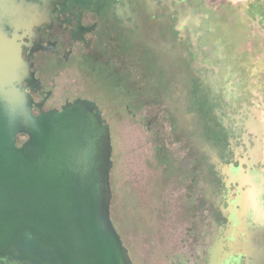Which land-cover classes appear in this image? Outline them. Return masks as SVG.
I'll return each mask as SVG.
<instances>
[{
	"label": "flooded vegetation",
	"instance_id": "1",
	"mask_svg": "<svg viewBox=\"0 0 264 264\" xmlns=\"http://www.w3.org/2000/svg\"><path fill=\"white\" fill-rule=\"evenodd\" d=\"M135 8L131 0H0V24L7 25L33 73L24 85L33 98L34 114L61 110L84 99L95 102L108 122L102 101L114 97L124 104L126 114L145 120L156 142V164L174 185L171 195L181 197L185 205L177 218L187 222L186 233L177 237L181 250L172 255L170 264H239L238 257L230 254L234 247L226 244V229L233 218L230 200L238 186L227 172V165L236 164L230 160L237 153L230 142L234 128L228 124L219 130L200 124L190 141L186 124L191 122V112L167 86H173L175 78L185 91L188 87L182 73L201 71L194 79V111L199 108L208 119L212 116L205 115V109L209 114L213 105L207 106L201 95L206 91L201 77L209 69L200 61L201 54L193 58L180 54V59L166 46L143 44L158 24H138ZM158 56L167 64L158 63ZM141 78H149L147 86L136 84ZM201 137L217 140L220 154L230 157L229 161L215 163L212 157L203 158L207 149L206 144L201 145ZM26 138L27 134H18V145ZM216 153H212L215 159ZM177 160L184 165H175Z\"/></svg>",
	"mask_w": 264,
	"mask_h": 264
},
{
	"label": "rangeland",
	"instance_id": "2",
	"mask_svg": "<svg viewBox=\"0 0 264 264\" xmlns=\"http://www.w3.org/2000/svg\"><path fill=\"white\" fill-rule=\"evenodd\" d=\"M132 2L138 24H158L142 40L143 44L166 46L180 59V54L192 58L201 54L200 61L209 69L201 77V86L206 89L201 95L207 106L213 105L209 106V114L205 109V115L212 116L208 119L201 116L199 108V112L194 111V79L199 78L201 71L182 73L188 87L185 91L175 78L173 86L169 84L167 89L179 94V100H183L179 104L185 103L191 112V122L186 124L190 141L196 137L200 124L203 128L220 127L219 130L228 124L234 128L230 129L229 139L237 153L231 156L233 160L227 157L236 164H231L232 168L227 165V172L238 186L230 200L233 218L226 229V244L234 247L230 254L238 257L239 264H264V0ZM129 8L133 11L134 6ZM12 35L6 24H0V49L11 43ZM156 61L167 64L159 56ZM148 82L149 78H141L136 84L145 87ZM102 103L113 137L114 222L137 264H170L172 255L181 250L177 237L186 233L187 222L183 224L177 218L185 206L183 199L171 195L174 185L156 164V142L145 120L126 114L124 104L114 97ZM203 138L201 145L206 144L207 149L203 158L212 157L215 163L229 161L225 154H220L217 140ZM174 164L181 167L184 162L177 160Z\"/></svg>",
	"mask_w": 264,
	"mask_h": 264
},
{
	"label": "water",
	"instance_id": "3",
	"mask_svg": "<svg viewBox=\"0 0 264 264\" xmlns=\"http://www.w3.org/2000/svg\"><path fill=\"white\" fill-rule=\"evenodd\" d=\"M0 49V264H135L111 214L113 144L95 102L34 114L33 77ZM4 50V51H3ZM27 134L18 145V134Z\"/></svg>",
	"mask_w": 264,
	"mask_h": 264
},
{
	"label": "bare ground",
	"instance_id": "4",
	"mask_svg": "<svg viewBox=\"0 0 264 264\" xmlns=\"http://www.w3.org/2000/svg\"><path fill=\"white\" fill-rule=\"evenodd\" d=\"M10 42H11V44H12V45H14V44H13L14 42H13V40H12V39L10 40ZM18 48H19V46H18Z\"/></svg>",
	"mask_w": 264,
	"mask_h": 264
},
{
	"label": "crops",
	"instance_id": "5",
	"mask_svg": "<svg viewBox=\"0 0 264 264\" xmlns=\"http://www.w3.org/2000/svg\"><path fill=\"white\" fill-rule=\"evenodd\" d=\"M211 59H213V58H211Z\"/></svg>",
	"mask_w": 264,
	"mask_h": 264
}]
</instances>
